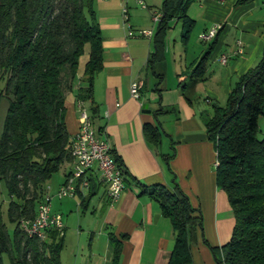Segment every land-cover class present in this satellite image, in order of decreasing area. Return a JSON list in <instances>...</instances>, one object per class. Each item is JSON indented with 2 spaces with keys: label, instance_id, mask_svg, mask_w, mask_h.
Returning <instances> with one entry per match:
<instances>
[{
  "label": "crops",
  "instance_id": "crops-1",
  "mask_svg": "<svg viewBox=\"0 0 264 264\" xmlns=\"http://www.w3.org/2000/svg\"><path fill=\"white\" fill-rule=\"evenodd\" d=\"M142 1L145 7L138 0L93 2L102 37V67L93 78V105L97 108L94 127H102L98 133L107 139L121 168L124 188L119 199L110 204L107 187L94 164L88 173L89 186H78L71 197L54 196L50 211L65 219L63 248L65 240L74 239L73 248L80 255H74L73 264H113L110 236L121 244L116 264H168L174 245L173 228L147 191L162 185L173 192L177 184L191 206L200 211L202 221L196 241L190 243L191 260L187 264H216L210 247L220 249L228 242L234 218L225 193L216 185V153L204 122L213 105L222 106L219 101L226 102L239 77L264 54V0H193L187 9L193 27L184 41L181 24L180 45L176 47L179 55L173 52L175 67L170 74L165 63L170 50L169 29L163 59L147 66L157 27L152 14L160 9L151 1L152 5ZM150 21L156 25L151 29ZM218 23L222 27L209 47L211 42H202L198 36ZM129 27L134 31L151 30L152 35L128 36ZM192 34L202 46L189 48ZM208 47L203 74L198 76L192 72L193 65ZM82 71H78L79 77ZM137 78L144 80L140 98L130 95V83ZM79 81L64 102L70 137L79 128L75 93ZM89 106L85 103L87 109ZM146 128L159 132L157 145L146 138ZM170 154L167 165L164 156ZM72 168V162L62 164L54 193ZM72 209H83L82 217Z\"/></svg>",
  "mask_w": 264,
  "mask_h": 264
},
{
  "label": "trees",
  "instance_id": "trees-1",
  "mask_svg": "<svg viewBox=\"0 0 264 264\" xmlns=\"http://www.w3.org/2000/svg\"><path fill=\"white\" fill-rule=\"evenodd\" d=\"M192 1H162L153 51L147 60L149 68L163 59L164 38L172 22L181 20L182 38L189 37L193 20L187 9ZM93 2L0 0V101L12 96L0 129V182L9 196L8 218L15 224L10 236L0 203V264L5 255L9 264H61L63 231L50 228L40 240L27 236L19 222L35 217L46 184L62 164L72 161L64 102L79 80L76 102L89 103L88 115L94 125L93 78L102 67V37ZM86 47L88 59L79 77V60ZM209 47L193 65L192 72L198 76L203 74ZM260 116L264 117V54L239 77L225 104L213 105L204 122L216 153V185L225 193L234 218L228 242L220 249L210 247L216 264H264V133L258 136ZM96 129L99 132L102 127ZM158 133L155 128L145 129L146 138L156 145ZM172 155L164 156L167 165ZM147 193L173 228L168 264L189 263L190 243L196 241L197 229H202L200 211L191 206L177 184L173 192L154 185ZM195 212L197 216H193ZM110 241L116 264L121 244L114 236Z\"/></svg>",
  "mask_w": 264,
  "mask_h": 264
},
{
  "label": "built area",
  "instance_id": "built-area-1",
  "mask_svg": "<svg viewBox=\"0 0 264 264\" xmlns=\"http://www.w3.org/2000/svg\"><path fill=\"white\" fill-rule=\"evenodd\" d=\"M138 3L145 7L142 0ZM127 8L124 7V19H128ZM161 11H154L152 20L157 23L161 18ZM222 24H215L199 34V39L202 42H211L217 35ZM135 34L150 37L151 30L134 31L129 27L128 36ZM237 52H241V46L238 44ZM221 61L225 63L226 57L222 56ZM144 86V80L137 78L130 83V95L134 98H140L141 90ZM78 120L79 128L70 140V154L72 156V171L66 177L64 183L59 187L56 196L58 199L71 197L76 194L77 187L87 188L89 186V171L94 164L97 165L99 177L107 187V196L110 204L116 202L124 188V180L116 174L113 161L109 154H106L105 142L107 139L101 134L92 124L90 117L87 116V108L85 103L78 102ZM39 215L38 220L34 223H26V219H21L19 227L29 237H35L40 240L46 235V231L50 228L56 229L60 233L64 229L62 217L59 213L50 211V197L46 196L43 201L38 204Z\"/></svg>",
  "mask_w": 264,
  "mask_h": 264
},
{
  "label": "rangeland",
  "instance_id": "rangeland-1",
  "mask_svg": "<svg viewBox=\"0 0 264 264\" xmlns=\"http://www.w3.org/2000/svg\"><path fill=\"white\" fill-rule=\"evenodd\" d=\"M150 1L156 4V8H158V9L161 8V5H162L161 0H145L147 5H152L150 3ZM132 9L133 8L130 7V9H129L130 10V14H132ZM181 24H182L181 20H177L175 22H172L171 26H170V29H169V33L170 34H169V37L167 39V48L168 49L170 48V50H169V52H168V54L166 56V61H165L168 74H170L173 71L174 67H175L174 66V62H173L172 59H173V52L177 53L176 47H178V45H180L179 39H180ZM152 26H156V25L152 21H150L149 29H151ZM173 44H175L176 46L173 47ZM189 44H190L189 48H192L194 46L201 45L202 42H198V40L196 39L195 35L192 34V36H191V38L189 40ZM177 55H179V53H177ZM87 59H88V48L86 47L85 50H84V53L81 55L80 60H79V71H81L84 68V64L87 61ZM178 62H179V60H177L176 63H178ZM9 100H12V96H3V98L0 101V129L2 127V121H3L4 115L6 113V109H7ZM224 103H225V99H221L219 101L220 105H223ZM209 110H211V109L209 108ZM258 123H259V129H260V132H259L258 136L261 137L262 134L264 133V117L263 116H260ZM60 175H61L60 171L54 173L52 175L51 179H50L51 180L50 184H48V183L46 184L44 197H46V196L50 197V207H51L52 200L54 199L53 197L56 196V193L58 191L57 190L54 193V190H55L54 188L56 187V184L58 182L57 178H59ZM8 200H9V196H8L7 191L5 189L4 183L0 182V203L2 205L1 206V208H2V217H3L4 223L6 224V227L8 229V232H9L10 236H13V232H14V229H15V224L10 222V220L8 218V213H7ZM83 211H84L83 209H75V210L72 209V212L74 214L78 213L80 217H82V215H83L82 212ZM68 214H69V212L67 213V215ZM61 217L63 218V215H61ZM62 220L64 222L63 224L65 225V219L63 218ZM45 237H46V235H45ZM45 237L43 239H45ZM73 243H74V239H70L68 241L65 240L64 248L62 249V251L60 253V260H61L62 264H73L72 261H73L74 255L75 254H77V256L80 255V253H77V251H75L77 249L73 248ZM78 252H80V251L78 250ZM3 264H9V260H8L6 255L3 258Z\"/></svg>",
  "mask_w": 264,
  "mask_h": 264
},
{
  "label": "bare ground",
  "instance_id": "bare-ground-1",
  "mask_svg": "<svg viewBox=\"0 0 264 264\" xmlns=\"http://www.w3.org/2000/svg\"><path fill=\"white\" fill-rule=\"evenodd\" d=\"M87 116H89L88 115V110H87ZM105 149H106V154H109L111 161H113V163H114L116 174H118L119 177L121 179H123L122 172H121L120 168L118 167V165H117V163H116V161H115V159H114V157H113V155L111 153V149H110V146H109L108 142H105ZM38 215H39V208H38V210L36 212L35 217L33 219L32 218L31 219H26V223H34L35 221L38 220Z\"/></svg>",
  "mask_w": 264,
  "mask_h": 264
}]
</instances>
